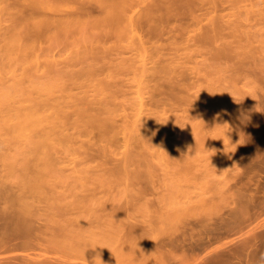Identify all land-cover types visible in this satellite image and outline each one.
Returning <instances> with one entry per match:
<instances>
[{"label":"rangeland","instance_id":"obj_1","mask_svg":"<svg viewBox=\"0 0 264 264\" xmlns=\"http://www.w3.org/2000/svg\"><path fill=\"white\" fill-rule=\"evenodd\" d=\"M32 1H34V0H0V88L3 89L9 85L15 84L16 82H21V84L23 85V87H22L23 91H21V90L16 91L18 88L16 90L12 91L14 97H16V96L26 97L28 95L32 96V97H37L39 95V93L36 91V88L34 87V85L33 84H32L33 86L31 85V82H34V81L43 82V83L45 82L46 86L47 85L52 86L53 89H55V92L52 95H57L60 93L62 87H64V84L67 85V82H68L65 79V77L62 79L60 78V77H63L62 72L64 73V71L65 72L70 71V69H72L71 71L76 70V69L79 70L78 68H81L83 66V64L86 66L87 63L89 65V63L94 61V60H92L93 58H91V60H90V57H89V60L87 59L86 62H83V64H82V62H80V63H76L75 65L71 64L72 65L71 66L70 63H68L67 57L71 58L74 55L79 54V52L81 54V51L84 52L86 50L84 48V44H86L87 42L85 41L84 44H82L83 42L77 41V39L79 37L84 36V34H83L84 32H81L78 30L75 31L74 34L73 33L70 34L71 36L68 37V42H65L64 44H62V46H59V47L56 46L55 49L51 48L47 51V49H48L47 46L49 43H51L49 32L54 28L52 27V29H51V27H48L49 29H47V28L34 29L32 26L34 23H37L40 19L44 18L43 17L44 12L47 14L46 16L52 14L50 16L53 17L54 16L52 13L53 11L50 12L51 8L50 9L46 8L47 10H44L45 8L41 9L42 6H40V7L36 6V5L34 6L32 4ZM81 1L80 0H47V2H49L48 4H50V6L52 8L58 7V8H61V10L64 12L63 13L60 10V13L62 12L61 14H59V13L55 14V17H57V18L58 17H60V18L67 17L66 9H70V7L72 5H79L78 3H80V2H81V4L85 3V4H82V5H85L84 10H82V12L83 11L85 12V13L83 12L84 14L81 15L82 18L86 19L87 16H85V15L88 13H89L88 18H89V16H92V15H93L92 17H95L96 14L98 15V13L100 15L101 12L98 8L94 9V8L90 7L91 5H93V6L97 5V0H88V1L87 0H81ZM148 1L150 3V1H152V0H140V1H138L137 3H139V4H137V8L135 7V10L143 8L145 6L147 7V5H149ZM171 1H173V0H171ZM174 1H176L177 4H179V2H180L177 0H174ZM183 1H185V0H183ZM224 1L225 0H223V4H220V7H219L220 9H216V10L214 9V11H216V12L212 11V14L210 13V15L208 14V16L204 15L203 18L205 19L208 17L207 18V21H208L209 18H213V17H210L211 15H213L214 18L217 16L218 20L221 22H222V20L224 21L228 17L230 20H233V21H235L236 19L237 20L240 19L241 22H243L242 25L245 24L246 26L249 25L250 22L252 24L253 21L258 20L259 21V23L257 22L258 25L255 24V27H252L253 29L252 28L251 29L252 30H258V31L261 30L259 32L264 31V27H262L264 25V23H262L263 22L262 21L261 22L262 24L259 25L260 24V20L258 19L259 13H257L259 11L264 13V8H263L264 1L263 0H261V1L260 0H258V1L257 0H255V1L254 0L253 1L248 0V2L246 0H241L240 3L243 4L245 7L243 5H241L240 3L239 4L237 3L239 0H237V2L234 3V5L230 1H229V3L227 2V0L225 1L226 3ZM185 2H184V4H186ZM253 2H254V4H253ZM192 3L193 2L191 0V5L188 3L186 5L192 6ZM257 3H259V4L257 5ZM170 4H172L173 6ZM175 4H176L175 2H173V3L169 2V5L172 6L171 8H176V11L174 10L176 13L179 9L183 10V8H185V7H182V9H181V7H179V9H178V7H176V6L174 7ZM184 4L182 3V6H185ZM190 6H189V8H190ZM87 8L90 9L89 12L87 11L88 10ZM189 8H187V6H186V8L184 9V13L186 14V16L189 15V11L191 10V9L189 10ZM236 8H237V13H235ZM91 9H94V10L91 11ZM186 9H188V12ZM238 9H239V13H238ZM96 10H98V11H96ZM219 10L220 11L222 10L221 11L222 14L221 13L219 14V12H220ZM174 11L172 9V14H171L172 17L171 18H174L173 20L177 21L178 27H179L178 21H180V25H181V23L184 22L185 14L183 13V11H182V13L180 12V14H182V15L184 14L183 15L184 19L182 18L183 20L182 19L177 20L175 18V16L177 14L174 13L175 14V16H174V14H173ZM197 11L199 13L202 12L199 9ZM197 11L194 10L193 11L194 14H197ZM252 11H254L257 14L253 15L255 13H253ZM90 12H92V13H90ZM232 12H233V14H232ZM250 12H251V14H250ZM214 13H215V15H214ZM246 13H248L249 17H246ZM90 14H92V15H90ZM180 14L178 12V15H177L178 19L180 17H182ZM219 15L221 16V18L218 17ZM251 15H253V16H251ZM232 16H234V17H232ZM255 16H257L258 18L257 17L254 18ZM187 17H189V16H187ZM190 17H191V15H190ZM217 18H215V19H217ZM244 18H247V19L252 18V19L250 21H247V19H244ZM187 19H185V22L187 24H189V26H191V24H194V26L192 25L193 27L192 26L189 27L188 31L191 28H195V25H196L195 30L192 29V31L191 30L190 31H191V33L195 32L198 35L200 34L199 33L200 31L203 32V31H205L206 28L209 29V27L207 26L206 23L209 22L208 25L209 26L212 25L210 23V21L206 22V19L205 20L202 19L201 23H204L203 26H206L202 30L201 27H203V26L201 25V23L199 25V22H197V24H198L197 25V24H195V22L191 23L192 21H189L191 23L190 24L187 22ZM220 19H222V20H220ZM229 19H228V21H229ZM253 19H255V20H253ZM15 20L20 21V25H19L20 30H24L26 23H28L26 26V29H25L26 33L24 34V36H25L24 37L25 38L24 43L25 44H24V46H21L22 47L21 50L11 49V45L9 43H7L5 46V43H6L5 38L7 36V31L12 26V22H14ZM173 20H171V21L173 22ZM189 20H191V19H189ZM211 20H213V19H211ZM171 21L169 23H171ZM175 21H174V23H176ZM233 21H232V23H233ZM156 22H159V23H156L154 25H157V24L161 25L160 20H158ZM165 22L168 23L167 21H165ZM221 22H218V24L224 25L225 22H227V21L223 22L224 24ZM151 23L153 24L154 22H151ZM162 23H164V21H162ZM166 23L163 24L165 26L163 28L164 29L163 35L159 34V35H161V37L159 36V38H161V39L157 40V38H156L155 41L157 40L159 42V40H160L161 44L162 43L164 44V42H166V45L169 46V44H167V41H168L167 39L170 40L169 42L173 41V40H171L172 39L171 35L168 36V34L170 33L169 28H171V32L173 30L172 29L173 27H175L174 30L175 29L177 30V31L173 30V32H175V34L174 33L172 34L174 36V38H175V35L178 34V32H179V28L177 27L176 24H175L176 26L175 25L173 26L174 23L173 24L171 23L172 25H170L169 23H168V25H166ZM186 23H184V24H186ZM227 24H228V22L226 23V25ZM154 25H151L150 26L151 29H149L150 31L152 30V32H151L152 34L155 30V29L153 30V28H156ZM163 25L160 27L162 28ZM169 25L171 27H168ZM226 25H224L225 27L223 28L224 29L223 33L224 32L225 33L224 34L222 33L223 35L219 33L218 39L217 40L215 39L216 42L214 40L212 41V43L215 42V43H213V45H208L209 44L208 42H206L207 44L203 45L204 47L207 45L205 48H203V46L202 47L199 46V44L198 45L195 44V46L193 44V47H192V45H189L188 49L191 46L190 50L194 49L197 51V49H198V53L195 52L194 50H191V51L195 52V55H194L193 53H191L190 50L187 49L186 50V51H188L187 55L188 54L189 55L191 54V55H190V58L187 61H185L186 64L187 63L188 64L185 65V63H184L185 67L183 68L185 71L191 73V74L186 73V76L189 75V77H191V78L189 80V78L187 77L188 79H186V82H184L187 87L191 88V90L189 89L190 91H188L189 93L187 92V94H189L188 97L191 100L193 99L192 101L191 100L190 101L191 102L194 101L195 103L197 102L198 104L196 103L197 104L196 106L200 105L202 102H204V103H202L201 105L210 104L211 101H214V103H217V104L220 102L219 104L222 106V108L219 104H218L219 107L213 106L214 107L213 108L212 107L213 102H212L210 104L211 106L209 105L210 107L208 105L206 106L209 108L212 107L211 108L212 110L211 109L209 110L210 112L208 114V118H206L207 115L204 116V114H203L204 117L203 116L201 117V115H198L197 112H195V110H197L196 109L197 107H195V104L188 102V100H189L188 99L186 102L187 104L183 103L185 105V108L186 109H187V107L191 108L194 105L191 108L192 110L195 109L194 111L189 109L190 114L193 113L191 116H193V118H194L195 117L194 114L195 115L197 114L196 117L199 116L200 120H201V118H203L204 124H206V125L203 124V126H207L206 127L207 129H205L206 131H204V127H202V125H200L199 127H196V124H194V123H196L195 121H197L199 119H197L198 117L197 118L195 117L194 121H193L194 123L191 124L192 121H190V124L193 126L185 127V130H187L188 128H190V129H188V131H185L184 134H182L184 132L182 130V128L184 129V127H182V126H183V122H186V123L189 122L187 120V118L184 116L185 114H186V116L189 114V113L188 114L186 113V112H188V109H187V111H186V109H183L184 108V105H183V108H182L183 110H181V108H180V109H175L174 110L175 112L170 111V112H172V114H171L172 116L174 115L173 113H175L174 117L179 116L178 114H180V117L182 116L181 118L180 117L177 119L175 118V121L176 120L179 122H180V120L182 121V126L181 127L179 126L180 128L175 123L174 124L172 123L177 128H179V129H177L175 127V129L177 131L174 128L171 129V130H173L172 131L173 135H171V136H173V139L178 140V138H179V140H180L182 137V136L179 137L180 135L177 136L176 132L179 134V131H180L181 135H185L187 132V134L184 137L185 139L182 138L183 142L185 141L184 143H186L185 145L182 144V141H180V143H179L178 142L179 140L176 142L172 138H171L172 140L170 139L171 142L174 144V146H176L175 143L176 144L178 143L179 147L181 146V148H182V146H184L186 149V148H188V145L193 143L194 140H195L194 141V145H195L198 142L196 140H199V138L204 139L203 138L204 136L202 134H204V133L209 134L210 133V135H209L210 137L207 135L210 139H208V137H205V138H207V140L204 139L206 144L203 142L204 140L201 141V145H203V146H204V144L206 145L203 148H207V149L202 150V148H201L202 146L200 145L201 146L200 147L197 143V145H198L197 150L199 149L200 151L201 150L202 151L201 152L197 151V153L199 154L198 155L199 159H198V157H196L197 161L195 160L194 164L192 166L189 165L193 168L196 167L195 170H193V168L191 169L188 167L189 170L187 171L186 174H190V175L184 174L186 172V170L184 171L182 169L184 171L183 173L181 171H179V172H181V174L185 175L184 177H187V178H184L183 175H182L183 178L182 177L180 178L179 176L181 174L179 175V172L176 169H173V170H175L173 172L175 173L177 171L178 173L176 172L177 174L176 173L175 174L177 176L179 175L178 176L179 178L177 176H176V178H175V176L171 177V178H167V176L169 175L168 174L169 173L168 168L172 167V166L170 164L167 165L164 162V160H162L164 163V165H162L164 167V169L166 166H169L168 168L166 167V169H165V170H167V174H168V175H166V174H164L166 172H165V170H163V167L161 166V164H159V162L157 164V162H156L157 166L155 165V167H154L155 168L154 173L156 172L155 174L157 175V177L152 178L154 181H152V179H151L150 183L152 184V187H151L150 183L149 184L147 183L149 185L148 187L150 189V190L148 189L149 190V191H147L148 195H146V197H147L146 200L149 201L148 209H145L143 206L144 199H141L140 201L138 199H134V198L131 199V197L129 196V192H130L131 188L133 189V187L135 190L137 187H138V189H140V186L142 188L144 186V184H142V183L144 181L147 182L148 181L147 179H149V178H146V179L145 178H139V180L144 179V181L140 180L142 183L139 182V180H137L138 178L136 179L137 181L134 178L133 180H135L136 182L134 181L133 183L136 184V188L133 185H131V188H130L129 187L130 185H129V186H127L128 190L126 189V185H128L129 183L127 184L126 180L123 178L121 179V178H118L116 176L110 177V178H102V177L99 178L101 176V172L99 173V171L104 172L108 169L110 170V168H114V167H111V165L114 166L112 162H114V164H116L115 163L116 160L108 162V164H105V165H108V166H106V168H108V169H105L104 171L101 169L102 166H101V168L99 166L100 170L98 168H96L98 170V171H96V172H98L97 175L100 174L99 177L96 174H93L94 172H89L86 174H88V175H90L91 173L92 174L90 175V177L88 176V178H85V175L81 172V170H82V167H85L86 164L84 165L79 160H80V157H82L83 153L85 154L84 151H85V149H87V147L78 148L80 141L77 142L78 146L76 145V143H74L75 145H73L71 143V145H73L72 149H74V151L70 150L69 148L68 149L65 148V150H63L65 146H63L62 149H59V150L64 151V152H61V153H63L61 156H62V158L63 157L64 158L63 159L60 158L61 157V156H59L60 152H59V155L57 153L55 154V155H58L59 157L58 156L57 157L60 158L61 160L59 159V161H56V163H53L52 167L54 168V170H53V172H51L49 174L48 178H45V182H43L41 184V188H39L38 193H37V190H36V192H35V190H34V192H32L33 190H30L28 188L23 189V182L26 179L33 180L35 178H19L16 176V175H18L17 173H19V170L18 171L16 170L15 173H14V171H12V174H10L11 170L8 167V164L6 163L7 160L5 159V157L6 156L11 157L12 156L15 158V156H16V159H18L17 161H19L21 158H23V155H24L23 151L26 150L25 144L24 143H17V141L16 142L12 141L7 136L8 139H6L3 142V146L0 148V214L2 215V216L0 215L1 216L0 217V225L3 224V228L6 229L7 231H4L1 226H0V228H1L0 231L2 230L1 233H3V231H4V235L7 237V235H9V234H5V232L8 233V231L11 229L9 231V233L13 232L12 235L15 236V238H16V239L14 238L15 240L21 238V236L23 235V234L21 235V232L24 233V232L28 231L27 234L28 233H29V235L31 234L32 238L36 239V240H33V243H34V241H37L34 243V244H36V248L34 250H31L32 254L30 251H26L25 254H27V252H30V254L29 253H28L29 255L23 254V256L25 258L21 255L22 257L21 256L19 257L21 261H22L21 258H23V260H25L26 258L28 260H31L33 258H36L37 256H40V258L44 257V259H47L48 261L53 260L55 262V260H56V263L60 262V264H78V263L79 264H82V263L83 264H91V262H90L91 260L94 261V262L92 261V264H102L103 262H105V264H144V263H146V262H144V260L147 261V259L145 258V256H143V253H142V255H140L139 252L141 251V249H138L139 251H137V248H135L137 246H134V248H133V247H131V245L128 244L129 241L124 240L128 237V235H129L128 233L133 232V234L131 235L132 238L130 239V241L133 240L132 242H135L133 244H143L141 242H143V240H145V237H142V236H144V235L147 236L150 234L159 236L161 234L162 230H164L165 228H168L170 221L167 219L165 220V217L167 215H169L168 212H176V210L178 212L180 209L182 210V209L187 208L189 210L190 214H188V216H184L185 218L182 217L185 220L182 219V221H180V222L177 221L178 224H176V222H175L174 227H179V229L181 231L187 230L189 232L190 231L195 232V231H199L201 229H202L201 231L205 230L206 234L208 232L210 234L209 237L206 239L205 243H207L209 241H211L213 244H227V243H229L234 248V249L232 248L233 252L231 253V256L234 258L235 261L242 263V264H252L253 261H255L256 262L255 264H257L258 257L260 256L261 253H264V71H262V70H264L263 69L264 68V65H263L264 60L262 57V56H264V54H263V52H261V51H264V50H262L264 47L258 46L259 42H257V41H261V43H264V42H262V40H261L262 38H259V39L256 38L255 40L251 41L254 44H256V46H258L259 49H261L259 51L257 50L258 47H257V49H255V46L252 47L253 43H251V42H249V44L246 46V48H248V50H249L248 51L246 49L247 50L246 53L250 52V51L253 52V50H251L253 48L256 50L253 53L255 55L257 54L256 55L257 58H260V59L255 58L256 60H253V58H251V57H250L251 59L247 58L245 61H249L248 59H250L251 60V62L249 61L250 64L252 65V62H253V64H255L252 66H249V65L247 66L245 64H247L249 62L243 63V62H241L243 60L242 59L240 60L241 57L237 56L238 57V59H237L234 55L235 52L231 53V52H233L234 48H231V47H229V45H227L229 48L228 49L225 46L226 43L224 45V42L229 43L228 41H223L225 38H226V40H229L230 42H235L234 38L236 37V35H239V33H238L239 30L236 31V33H234V32H232L233 29L232 30L230 29L229 24H228L229 27ZM146 26L147 25H145V27ZM184 26L186 27V25H183V23H182V25L180 27L182 29H184L185 28ZM257 26H258V28H257ZM150 27H148V28H150ZM167 27H168V31H169L168 33L166 32ZM197 27H199V28H197ZM222 27L223 26H220V28H222ZM226 27H228V28H226ZM241 27H239V28H241ZM260 27H262V28L259 29ZM140 28H137V30L139 31V33H138L139 36L143 35V36H145V37H143L145 39L147 37V34H148V36L151 35V34H149V32L145 33L149 30H146L144 32L143 31L144 27H143V29L141 28V30H140ZM187 28H185V29H187ZM40 29H43V30L40 31ZM145 29H147V27ZM157 29H156L157 33L158 32L160 33V31H161V30L159 31L160 28H157ZM228 29H229V31H228ZM241 29L243 30V27ZM87 31L88 30L86 28L85 32H87ZM188 31L185 33V35H184V33L180 34V32H179V34L181 35V38L179 37L180 36L179 34L176 35V38L178 37L177 39L180 40L184 36L183 40L185 41L186 36L191 35L190 31L189 32ZM52 32L54 33V30H52ZM52 32H50V33L53 34ZM162 32H163V30H162ZM220 32H222V29ZM229 32H230V34H228V35H230V36H228V35L226 36L225 34H227ZM47 34H48V36H47ZM86 34H88V32ZM197 34H195V35H197ZM234 34H236V35H234ZM231 35H232V37L234 35V37L231 38ZM262 35L264 36V33ZM153 36L158 37V35L156 36V32H154V34L152 35V38H154ZM220 36H222V37H220ZM47 37H49L50 41L48 40ZM133 37L134 36L131 37V34L128 33V31H127L126 34L124 32V33H121L117 37L113 36V37H111V39L109 38L110 42L108 40V46L113 44L114 45L113 47H115V49L112 48L114 50L110 51V53H109L110 55L106 54L107 57L105 55L104 58L106 57V60H107V59H110L108 57H112L111 58L112 60L113 59L116 60V62H115V60L114 61L110 60L111 61L110 66L117 64V62L121 61V58L128 57L130 54H131L130 56H134L135 59L140 58L142 60V58H143V57H141L142 54H143V56L146 55L149 58V57H151V56H149V55H151V53L148 54L150 51L151 52L158 51V49L156 47H155L156 48L155 49L154 47L150 46V45H152L151 43L150 44L147 43L146 48L140 49V52L136 51L134 49L131 50V48L127 44H130V46H131V43H132L131 40ZM223 37H225V38H223ZM228 37H230L231 40L227 39ZM259 37H262V36H259ZM137 38H138V35H137ZM236 38L238 39V36ZM134 39L136 40V38H134ZM177 39H176V41H177ZM135 40H133V43L134 42L136 43ZM180 41H181V44L185 43L182 40H180ZM174 42H175V39H174ZM257 43H258V45H257ZM106 44L107 43H105V45ZM154 44L157 46L161 45V44L158 45L155 42H154ZM40 46H43L44 48L42 47L43 49H40L39 48ZM50 46H49V48H50ZM224 46H225V48H223ZM131 47H133V46H131ZM215 47H216V49L220 50L221 52L223 51L222 53L226 52L227 49L228 50L232 49V51H229L230 53H228V51H227V53L230 55L233 54L234 58L232 56L231 58H233V59L230 60V58L227 56V54H222L221 52H220L221 54H219L218 50L216 52ZM152 48H154L155 50L153 51ZM146 49H148V50H146ZM159 49L162 50V48H159ZM163 49H164V52H165V50H167V48L165 49V47H163ZM181 50L184 52V49H181ZM235 50H237V49L235 48ZM238 50L242 51L244 49L239 47ZM106 51H109V50L107 49ZM120 51H121V53H120ZM123 51H124V53H122ZM131 51H132V53H131ZM145 51L146 52L148 51V52L146 53ZM257 51L260 52V54H262V55H260V57H259V55H258L259 53ZM136 52L137 53L139 52L138 54H141V55H138L139 58L136 57L137 56ZM251 52L249 53V55L251 54ZM88 53H89V55L91 54V52H88ZM88 53H87V55H88ZM119 53H120V55H119ZM134 53L136 56L134 55ZM185 53L183 54V56L186 55ZM111 54H112V56H111ZM115 54H117L119 56L116 57ZM157 54H155L156 57H157ZM213 54L214 55L219 54L218 57L220 58V60L218 59V57H214ZM222 55H224V56L226 55L225 57H227V58L223 59L225 57ZM191 56H192V59H191ZM188 57H186V59ZM212 57H214V60ZM148 58H147V61H150V59H148ZM145 59H146V57H145ZM155 59H157V58H155ZM234 59H235V61H234ZM60 60L62 61V63L60 62ZM215 60H217L216 63H214ZM228 60H230V61H228ZM237 60H239L241 63H243L242 67H243V65L247 66V67L242 68L241 65L239 64L240 62L239 61L237 62ZM110 61H108V62L110 63ZM254 61L257 63H254ZM113 62L115 64H113ZM139 62H141V61H138V63H136V64L139 65L140 64ZM219 62H220V65H218ZM235 63L238 66L240 65L239 66L240 71L242 70L243 72H241V74L242 73L243 74L240 75V71L237 69L235 75L237 74L242 78H240L239 76L236 75L237 77L234 76L233 79L231 80L230 79L231 75H232L233 71L236 70V69H231V68L232 67L234 68L235 66L237 67V65ZM154 64L155 63H153V65ZM210 64H211V66H210ZM149 65H152L151 62L149 63ZM191 65L192 66L197 65L194 67L195 70H193V73H192V69H194V68L192 67V69H190ZM215 65H216V68H215ZM224 65H225L226 72H228V74L230 76L225 71H223L222 66L224 67ZM196 67L199 69V71H197L198 69H196ZM212 67L215 69H213ZM226 67H230L229 68L230 71H228V68H226ZM60 68H61V70H59ZM131 68H133V69H131ZM131 68L130 69H131L132 76L134 77V79H136L135 74H134L135 68L134 67H131ZM206 68L209 70V74L210 75L212 74L211 76L208 75V70ZM209 68L212 70H210ZM244 69H246L247 71ZM132 70H133V72H132ZM137 70H136V72H137ZM190 70H191V72H190ZM214 71H216V72L220 71L221 74H220V72H217L218 73L217 74ZM129 73L127 76H128V78L132 79L130 82V84L131 83L132 84H131V86L129 84V86H130L129 90L130 91L127 90L128 87L126 88V90L129 91L128 93H126L129 97L125 94L126 95L125 98L126 99L129 98V99H127V101H125L126 104H128L127 105L128 107L137 97H139V96H146L147 97V95L149 96V93H145L147 91V89H146V91H144V88H142L143 90L139 89V86H137V80L133 81V77H129L131 75V73L130 74ZM205 73H206V75H205ZM213 74L217 78L216 77L214 78ZM215 74H217V75H215ZM225 74H226V76L227 75L229 76V80H231V81H233L235 78L240 80V81H238V80L236 81L238 86L233 87V86H235V83L234 82L232 83L229 80H226L227 78L224 76ZM245 74L247 75L246 78H245ZM137 75H139V71L136 74V76ZM219 75L222 76V78L218 77ZM243 75H244V77H243ZM204 76H207L205 80H204V78H205ZM209 76L211 77V80H208L210 78ZM197 77H200V78H198V80H196ZM193 80H195V81H193ZM214 80L216 82L217 81H219V82L216 83V82H214ZM192 81L195 83L197 81L199 84L196 83L195 84L196 87H193V84H191ZM208 81H209L208 84L212 85V82H213V85L212 86L208 85L207 84ZM224 81L225 82L227 81L226 83L230 87L227 86V84H225ZM201 82H202V84L204 82L205 83L202 85ZM221 82L224 83L225 86L229 87L228 88L229 90L227 88L225 89V86L223 84L222 85L220 84ZM197 84L200 86L199 89H198ZM215 84H216V86H215L216 89L213 88V86ZM247 84L248 85L250 84V85L248 86ZM205 85H207L206 86L207 89H205L206 88ZM221 87L222 88L224 87V90L221 89ZM231 87H232V89H231ZM238 87L242 88V89H239V92H237ZM253 87L255 88L254 90L252 89ZM209 88L214 89V91H216V92L218 91V94H216V92H213L212 90L210 91ZM201 89L203 91L204 90H207V91L203 92ZM233 89H235V90H233ZM71 90L76 91V89H71ZM221 90H223V91H221ZM194 91L196 94L193 93ZM200 91H201V93L203 92V94L199 93ZM197 92L199 94H197ZM223 92L224 93L228 92L229 96L224 95ZM91 94H92V91H91ZM190 94H193V96L191 97ZM194 94L198 95L199 97L204 95L205 97L202 96L201 100H200L199 98H197L198 96H194ZM206 94H210L212 97L210 98V95H206ZM213 95L215 98L213 97ZM219 95H221L220 99H219ZM232 95H234V96L232 97ZM239 95H241V96H239ZM160 96L161 95H158V97H160ZM225 96L227 98L231 97L229 102H228L229 98L224 99L225 101L222 102V100H223L222 97L224 98ZM146 97H144V98H146ZM216 97H217V99H216ZM202 98L204 99V101H202L203 100ZM131 100H132V102H131ZM253 102L256 103V107L254 106L255 103L253 104ZM135 103H136V101H135ZM221 103H223V104L225 103L224 106H226L225 108L227 110H228V108L230 109L227 111V113H226V109L224 110V108H223L224 106ZM230 103H232V105H230ZM244 103L245 104L247 103L249 105L247 106V104H246V106H245ZM217 104H215V105H217ZM237 104L239 105V107H237ZM201 105L198 109L201 108ZM227 105H228V107H227ZM234 106L237 109V111L235 108H233ZM216 107L218 109H216ZM231 108H232V110H231ZM127 109L129 111L130 108H127ZM215 109H216V111L217 110L218 111L215 112ZM219 111H221V112H219ZM222 111H224L225 113L224 112L222 113ZM233 111L236 113V115ZM214 112H215L216 118L214 117ZM167 113L169 114V111ZM212 114H213V116H212ZM217 114L221 115L222 120L223 119L226 120V118H228L227 119L228 121L233 122V123L232 122L231 123L234 126L231 124V127L232 126L235 127V128H233L234 131L232 130L233 133H231V128H228L230 131H229V134H227V133L226 134L229 135V137L227 136L228 140L226 139L227 137H225V139H226V140L224 139L226 141L225 144H224V141H221V140L219 141V139H220L219 133L220 134H222V133L219 132L220 130H218V127L214 128V126H213V125H216L214 123L216 121L213 118L217 119V122L219 121L218 120L219 116ZM222 114L224 115V118H223ZM225 114H229L228 117L225 116ZM191 116L189 115L188 119H190ZM210 116L213 117V118L211 117V120H214L213 123H212V121H211V123L209 122ZM229 116H231L233 119L231 118L232 119L231 120ZM183 117H185L186 119ZM205 120H208V121L205 122ZM208 122L210 123V125ZM228 123H229V125H228ZM228 123H225L228 125L227 127L230 126V122H228ZM208 125H209V127H208ZM188 126H189V124H188ZM193 127H195V131L191 130ZM208 128H210L209 131H211V128H212V131L209 132ZM180 129L182 130V132ZM196 130H197V132H196ZM213 131H215V138L211 137L212 136L211 134H213V136H214ZM66 132L68 133L69 129ZM189 132H190V134H189ZM223 132H224V130H223ZM196 133L202 137H200V136L198 137ZM116 134L119 135V137L118 138L116 137L117 139L115 138L116 140L115 139L114 140L117 141L118 143L123 142L124 139H123L122 135H124V134L121 132L120 133L117 132ZM193 134H194V136H193ZM91 135H93V134H91ZM223 135H225V133ZM223 135H221V136L223 137ZM218 136H219V139L217 138ZM191 137L194 138L193 141L191 140ZM212 138L214 140L213 143H215V144L218 143L217 145L214 144L215 146H218L217 148H214V145L209 144L208 140L211 141ZM23 140L24 139H21L20 142ZM168 140H167V142H170V140L169 141ZM187 140H189V141H187ZM110 141L113 142V143H111V146L114 149V151H116L118 149V152H119V151H122L124 149V148H121V147H123V145H121L120 143L119 144L121 146L119 145V146H117L119 148H117L116 146H114L115 141L109 140V143H110ZM186 141L189 143L191 142V143L188 144ZM228 141L230 142V144ZM72 142H73V140H72ZM207 142H208V147L210 146V149H208V147H207ZM219 142H221V143H219ZM199 144H200V141H199ZM222 144L226 145V146L228 145L231 148L229 153H225L227 150L224 149ZM115 145H116V143H115ZM192 145L193 144H191L189 150L190 151L192 150L191 151L192 155L194 153H195L194 155H196L197 154L196 149H195L196 145L194 146L195 151H193ZM66 146L71 148L70 143L66 144ZM84 146H86V145H84ZM88 146H90V145H88ZM95 146L96 145H94V147L93 146H91V147H93V149H95ZM211 146L213 148H211ZM74 147L78 148V149L76 148L77 152L82 151L81 152L82 154H80V156L77 152H75L76 150ZM229 147H228V151H229ZM96 148H97V146H96ZM120 148H121V150H120ZM93 149H92V151H93ZM89 151H90V149H89ZM94 151L96 152V150H94ZM1 154H3V156H1ZM77 155L79 156V157H76L78 159V161H76L77 159L75 158V156H77ZM117 155H119L120 157L122 156V154L119 153V154L114 155V157L115 158L119 157ZM194 155H193V158L190 156L189 159L190 158L194 159ZM229 157H231V158H229ZM192 159H190V161ZM81 160H82V158H81ZM94 160H96V162ZM171 160L172 159H170L169 161L171 162ZM75 161H76V164H77V162H78V164H80L79 162H81L83 165L82 164L76 165ZM88 161H89V159H88ZM92 161L93 162H91V160L89 162L85 161L84 163L88 164L86 166H89L91 164L89 167H92V168L94 167V164L96 166V163L99 165L101 164L100 163L101 160L99 159V157L97 155L94 157V159H92ZM171 163H174V161ZM191 163H193V162L191 161L190 164ZM54 164L57 165L56 168H55ZM194 165H196V166H194ZM17 167H19L18 163H17L16 168ZM156 168H158V170ZM76 169H77V171H76ZM93 169L95 170V168H93ZM13 170H15V169H13ZM89 170H90V168H89ZM162 170L164 171L163 176H162V172H163ZM171 171H172V169H171ZM191 172H193V173L195 172V173L193 174ZM81 173L83 174L82 175L83 177L80 176ZM102 174H104V173H102ZM158 175H159V177H158ZM164 175H165V177H164ZM172 183H174L176 185H173ZM147 184L145 183L146 186H147ZM154 186H155V188H153ZM21 189H22V193L26 192V193L22 194L23 196H21V192H20ZM153 189H154V191H153ZM168 189H169V191H171L172 195H165V193H169ZM23 190H24V192H23ZM220 190L223 191V193H221ZM19 193H20V195H19ZM219 193H221L223 195H221ZM4 195H6V197H4ZM138 195H139L138 193H135V196H138ZM135 196H133V197H135ZM162 196H164L165 199ZM168 196H173V199L169 198ZM169 200H172V201L170 202ZM129 201H130V203H129ZM6 211H8V212H6ZM27 213H28V215H26ZM128 213H144L146 215L153 216V221L149 225L142 224L139 226H132L131 225L132 222L130 221V216L128 215ZM23 214H25V215H23ZM131 220H134V219L131 218ZM85 223L86 224L88 223V224L86 225ZM7 224H8V226H6ZM4 225L7 228H5ZM91 225H93V226H91ZM84 226L85 227L87 226V228L89 226L90 231H92V232H89V228L87 229ZM82 227L85 228L86 231H84V229ZM79 228H81V229H79ZM80 230H81V233H80ZM87 230H88V232H87ZM82 231H83V237L86 239V240H83L82 243L85 242L87 244V241H89V240H87V238L91 239V238L85 236L87 233H89V235H90V233L94 234V235H95V233H97V236H95L96 238H99L102 234H103V236L106 235V237H108V238L105 240H101L102 239L101 238L100 239L101 242L99 240L100 246H99V242L97 240L98 243L97 242L96 243H97L98 248L96 249L97 251H95V250H92V247H93V249H95L96 245H91V248H90V247L86 246L84 243H83L84 247L81 244L80 238L83 239V237H81ZM77 233L78 234L80 233L79 234L80 236ZM98 233H100V236ZM24 235H26V234H24ZM89 235L87 234V236H89ZM112 235H116L118 238H115V237L112 238ZM23 236H22V238H23ZM25 237L27 239L30 238L29 236L27 237V235ZM25 237H24V240H25ZM92 237H93L92 238L93 241H91V240L90 241L93 243L95 241L94 240L95 237L94 236H92ZM15 240H14V243H16L17 246L18 245L21 246L22 242H24L22 239L17 240V242ZM103 241H104V243H103ZM18 242H19V244H18ZM26 242H28V240ZM26 242H25V244H26ZM89 244H87V245H89ZM117 244H122L118 248L123 247V249L125 248V250L120 249L119 251H117L118 248L117 249L115 248L116 246H118ZM127 244L129 245V247ZM4 245H6V244H3V246ZM101 246H102V248H99ZM1 247H2V245H1ZM19 248H22V246ZM114 248H115V250H113ZM98 249H99V252H100V249L103 251H101L99 253ZM86 250H87V252H88V250L90 252L87 253ZM236 250H237V252H236ZM93 251L96 253H94ZM92 253H94V254L91 255V257H89L90 254H92ZM178 253L180 254V252H178ZM2 254H1V256H2ZM7 254H9V253H7ZM95 254H97V255L99 254L100 257L96 256ZM9 255H11V254H9ZM4 256H5V254H4ZM92 256L95 259H93ZM7 257H4V258L8 259ZM13 257L15 258L16 256H13ZM97 257H98V259H97ZM95 261H96V263H95Z\"/></svg>","mask_w":264,"mask_h":264},{"label":"bare ground","instance_id":"obj_2","mask_svg":"<svg viewBox=\"0 0 264 264\" xmlns=\"http://www.w3.org/2000/svg\"><path fill=\"white\" fill-rule=\"evenodd\" d=\"M138 1H140V0H138ZM138 1L137 0L136 1L135 0H97V5L93 6V5L90 4L91 5L90 7L94 8V9L98 8L100 10V12H101L100 15L98 13L99 16L96 14L95 17H92L93 15L90 14L92 16H89V18H88V15H89L88 12H89L90 9L87 8L88 9L87 10L88 14L85 15V16H87V18L85 17L86 19L82 18V16H81V15H83L85 13L84 11H83L84 13L82 12V10H84V7H85V5H82V4H85V3L81 4L82 1L80 3H78L79 5H72L70 7V9H66L67 17H64V18L55 17V14H58V13L61 14L63 11L61 10V8H58V7L52 8L50 6V4H48L49 2H47V0H34V1H32V4L34 6L35 5L39 6V7L42 6L41 9L45 8L44 10H47L46 8H48V9L51 8L50 12L53 11L52 12L53 15H54L53 17L50 16L52 14L46 16L47 14L44 12V16H43L44 18L42 17L43 19H40L37 23H34L33 26H32L34 29H39V28H43V29L47 28V29H49L48 27H51V29H52V27L54 28V29H52V30H54V33L52 32V30L50 31L53 34H51L49 32L51 41L49 40V37H47L48 40L51 42L47 46L48 47L47 51L49 49H51V48L55 49L56 46L57 47L62 46V44H64L65 42H68V37L71 36L70 34L71 33L74 34L75 31L78 30V31L84 32L83 33L84 36L83 37H79L77 39V41L78 42L79 41L83 42L82 44H84V42L86 41L87 43L84 44V48L86 50L85 51L83 50L84 52L81 51V54L79 52V54H76V55H74L71 58L67 57L68 58V63H70V65L71 64L75 65L76 63L82 62V64H83V62H86L87 59L89 60V57H90V60H91V58H93L92 60H94V61L89 63V65L87 63L86 66L83 64V66L81 68H78L79 70L76 69V70L71 71L72 69H70V71H66V72L64 71V73L62 72V76L63 77H60V78L62 79V78L65 77V79L68 82H67V85L64 84V87H62L60 93L57 94V95H52L55 92V89H53L52 86H50V85L46 86L45 82L43 83V82H38V81L31 82V85L33 84L34 87L36 88V91L39 93V95L37 97H32V96H29V95L26 96V97H20V96L14 97L12 91L16 90L17 88L18 89L20 88V89L19 90L17 89L16 91H20V90L23 91V88H22L23 85L21 84V82H16L15 84L9 85V86H7L6 88H3V89L0 88V148L3 146V142L6 139H8L7 136L12 141H15V142L17 141V143H24L25 144V148H26V150H24V151L22 150L24 155H23V158H21L19 161H17L18 159H16V156H15V158L12 157V156L11 157H7V156L5 157V159L8 162L6 160L5 161L8 164V167L11 170L10 174H12V171H14V173H15L16 170L17 171L19 170V173H17L18 175H16L17 177H19V178H35L33 180L26 179L23 182V189L24 188L25 189L28 188L30 190H33L32 192H34V190L36 192V190H37V193H38L39 188H41V184L43 182H45V178H48L49 174L51 172H53V170H54V168L52 167L53 163H56V161H59L60 158L61 159L64 158V157L62 158V156H61L63 154L61 152H64V151L59 150V149H62L63 146H65L63 150H65V148L66 149L69 148L70 150L74 151V149H72L73 145H75L74 143H76V145H77V142H79V141H80L79 146L77 145L78 148L87 147V149H85V151H84L85 154L83 153V155H82V157H80L79 161H81L84 165L85 164L88 165L87 163H84V162L85 161L89 162L90 160H91V162H93L92 159H94V157L96 155L101 160V162L99 161L101 163L100 165L96 163V166L98 165L97 167L94 164L93 168H95V170L92 167H89L91 164L89 166L85 165V167H82L81 172L85 175V178H88V176L90 177V175L92 174L91 173L90 175H88L86 173L94 172L93 174L97 175L98 172H96V171H98V170L96 168H98L100 170V168L102 166L101 169L104 171L105 169H108V168H106V166H108V165H105V164H108V162L116 160V162H115L116 164H114V162H112L114 166L111 165V167H114V168H110V170L108 169V170H106L104 172L99 171V173L101 172V176L99 177L100 174L97 175V176L99 178H101V177L102 178H110V177H114V176H116L118 178H121V179L123 178V179L126 180L127 184L129 183L128 185H126V189L127 190H128L127 186H129V185H130L129 186L130 188H131V185L135 186V188H136V184H134L133 182L137 178H138L137 180H139V178H145V179L149 178V179H147L148 180L147 182H145L144 179H140V180L144 181L146 184L147 183L149 184L153 177L154 178L157 177V175L155 174L156 172L154 173V169H155L154 167L156 165V162H157V164L159 162V164H161V166L164 165L162 160H164V162L167 165L170 164L172 167L166 166L167 168L169 167L168 168L169 169V173H168L169 175L167 174V170H165L166 167L164 169V167L162 166L163 170H165V172H166V173H164V171L162 170L163 171L162 172V176H163V173H164V174L168 175L167 178H171V177H174V176L176 178V176H177L176 174L179 171H181L183 173L186 170V172L184 173V174H186L187 171L189 170L188 167L191 168V169L193 168L191 166L194 164V161L196 160V157H198V159H199V156H198L199 154L197 153V151L199 152L200 150L199 149L197 150V146L198 145L200 146L201 145V141H203L204 139L207 140V138H205V137H208L210 135V133L209 134L208 133H204L206 135L205 136L204 134H202L204 136L203 137L204 139L199 138V140H196V141H198L197 142L198 145H197V143L195 144L196 145L195 149H196V153L197 154L196 155H194L195 153L193 154L194 155V159H192L193 158V155H192V152H191L192 150L191 151L189 150L191 144H193L192 145L193 146V151H195L194 150V146H195L194 145V141L195 140L193 141V139H194L193 137H191V140L193 141V143L190 142L191 143L190 144L189 142H187L189 140L186 141L188 144H190V145L187 144L188 145V148H186L187 150L185 149L184 146H182V148H181V146L179 147L178 143L176 144L175 142L174 143H175L176 146H174V144L171 142V140L173 139V136H171V135H173L172 134L173 130H171V129L172 128L175 129V127H176L173 124L175 123L178 127L179 126L181 127L182 126V121L180 120V122H179V121L176 120L177 121L176 122L175 118L176 119L179 118L180 114L177 113L179 116L174 117L175 113H173L174 115L172 116L171 115L172 112H170V111L175 112L174 111L175 109H180V108H181V110L186 109L185 105L183 103H186L188 99H189L188 102H191L193 100V99L191 100L188 97L189 94H187V92L190 91L191 88L187 87L186 84L184 83V82H186V79L189 78V80H190V78H191V77H189V75L186 76V73H189V72H187V71H185L183 69L185 67V65L188 64V63L186 64L185 61H187L190 58V55H191V54L187 55L188 51H186V50L188 49V46L192 45V47H193V44H194V46H195V44H197V45L199 44V46L202 47L203 45L207 44L206 42L209 43L208 45H213V43L216 42L215 39L216 40L218 39L219 33L220 34L223 33V30H224L223 28L225 27L224 25H226V23L228 22V24L230 26V29L231 30L233 29L232 32L236 33V31L239 30V32H238L239 35L234 34V35H236V37L238 36V39L235 37L234 38L235 42H230L229 40H226V38H225L228 34H230V32L225 34L226 36L223 37V38H225L223 41H228L229 43L224 42V45L226 43V45H225L226 48H228L227 45H229V47H231V48H234L233 52H231V53L235 52L234 55H235V57L237 59H238V57H241L240 60L241 59L243 60L241 62L247 63L249 61L251 62V60H250L251 58H253V60H256L255 58H257L256 57L257 54L255 55L253 52L256 51L255 49H257L258 46L264 47V43H261V41H257L256 40L257 42H259V45L257 43L258 46H256V44L251 42L252 40H255L256 38H258V39L262 38L261 40H262V42H264V36L262 35L264 33V31L263 32H259L261 30H259V31L258 30H252L253 29L252 27H255V24L258 25V23H259L258 20L253 21L252 24L250 22V24L246 26L245 24L242 25L243 22H241L240 19L239 20H237V19L235 20L234 19L235 21L230 20L229 17H228L229 15L227 16L228 18L225 19L224 21L222 20L224 17L222 19H220V20H222V22L218 20L217 16L215 17L217 19H215L214 16L211 15L210 17H213V18H209V20H208L212 24L211 26L208 25V23H209L207 21L208 17L205 18L206 22H208V23H206L204 21L207 24V26L209 27V29L206 28L205 31H203V32L200 31L199 35L197 33H195V32L191 33L192 29L195 30V28H196V25H195V28H191L190 29L191 31L189 30L191 35L186 36L185 41L183 40L184 36L182 35L183 37L180 40H182L185 43L182 42L183 44H181V41L177 39L178 37L176 38V35H178L179 32H180V34L184 33V35H185V33L188 31L189 27H191L192 25L194 26V24H191V23L195 22V24H197V22H199V25H200L201 20L204 19L203 18L204 15L208 16V14L209 15H210V13L212 14V11H214V9L215 10L216 9H220L219 7H220V4H223V0H192V2H193L192 6H190L191 5V0H185L186 2L183 1V0H182L183 2L181 0H177V1H180L179 4H177V2L174 1V0L173 1H171V0H154L153 1L152 0L153 2L150 1V3L148 1L149 5H147V7L146 6L143 7L144 9L140 8V9H136L135 10V7L137 8V4H139V3H137ZM229 1L232 2L233 5H234V3L237 2V0H227L228 3H229ZM246 1L248 2V0H246ZM169 2H171V3L175 2L176 4L174 5V7L176 6V7H178V9H179V7H181V9H182V7L186 8V6H187V8H189V6H190L189 10L190 9L191 10L189 11V15H187V16L190 17V15H191V17L189 18V17L186 16V14L184 13V9L185 8H183V10L179 9L180 11L178 10L177 13H176L175 12L176 8H171L173 5L170 4V5H172V6H170ZM181 2L183 4L185 2L186 4L188 3L190 5L184 4L185 6H182ZM240 2H241V0H239L237 3L239 4ZM253 4H254V2H253ZM258 4L259 3H257V5ZM241 5H243V4H241ZM263 8H264V6H263ZM94 9H91V11L94 10ZM172 9H173V11L175 10L173 12V14L176 13L177 15H178V12L180 14V12L182 13V11H183V13L185 14V19L188 18L187 22L190 23L189 21H192L190 23L191 26H189V24H187L185 22V19H184V16H183L184 14L183 15L180 14L182 17H180L179 19L177 18V15L175 16V14H174V16H175V18L177 20H180V19L183 18L184 22H182V23H183V25H186V27L184 26L185 28H187V27L188 28L187 29H185V28L182 29L180 27L182 25V23L180 25V21H178L179 22V27H178L177 21L173 20L174 18H171L172 17L171 16ZM198 9L200 11H202V12L199 13L197 11ZM239 9H238V13H239ZM60 10L62 11L61 13H60ZM186 10L188 12V9H186ZM194 10L197 11V14H194V12H193ZM235 10H236V12L235 11L234 12L237 13V8ZM96 11H98V10H96ZM221 11L219 12V14L220 13L222 14ZM214 12H216V11H214ZM252 12L255 13L254 11H252ZM90 13H92V12H90ZM257 13H259V15H258L259 18L257 16H255L254 18L257 17L260 20V24L259 25H261L262 23H264V13L261 12V11H259ZM257 13H255L253 15H256ZM232 14H233V12H232ZM250 14H251V12H250ZM214 15H215V13H214ZM253 15H251V16H253ZM218 17L221 18L220 15ZM232 17H234V16H232ZM246 17H249L248 13H246ZM252 18H250V19L248 18L249 20L247 18H244V19H247V21H250ZM189 19H191V20H189ZM211 19H213V20H211ZM228 19H229V21H228ZM158 20H160L161 25H158V24L154 25L156 23H159V22H156ZM171 20H173V22ZM253 20H255V19H253ZM162 21H164V23H162ZM165 21H167L168 23L171 21L172 24L175 21L176 23H174L173 26L176 24L177 27L179 28V32H178V34L175 35V38L172 35L173 33L175 34V32H173L175 27L172 28L173 29L172 32H171V28H169L170 29V33L168 34V36L171 35V38H172L171 40H173V41L169 42L170 40L167 39L168 40L167 44H169V46L166 45V42H164V44H165L164 45L163 43L162 44L160 43V40H159V42L157 41L158 39H161V38H159V36L161 37V35H163V33H164V29L163 28L165 26L163 24L166 23ZM225 21H227V22H225ZM232 21H233V23H232ZM151 22H154V23L152 24ZM218 22H221V23L225 22V24L224 23H223L224 25L218 24ZM168 23H166V25H168ZM171 23H169V24L172 25ZM184 23H186V24H184ZM27 24L28 23H26V26H27ZM228 24L226 26H228ZM19 25H20V21L19 20H15L14 22H12V26L8 29L7 36L5 38V41H6L5 46H6L7 43H9L11 45V49H13V50H21L22 49L21 46H24V44H25L24 43V39H25L24 38L25 37L24 34L26 33V30H25L26 26H25L24 30H20L19 29ZM145 25H147L146 26L147 29H145L146 28ZM151 25H154L156 27V28H153V30L154 29L156 30L157 28H160L159 29V31L161 30L160 33L159 32L157 33L158 29L156 31L154 30V32H156V36L158 35V37H154L155 36L154 35L153 36L154 38H152V35L154 34V32L152 34L151 33L152 30L151 31L149 30V29H151V27H150ZM162 25H163V27L161 28L160 26H162ZM170 25L168 27H171ZM201 25L203 26L204 23H201ZM219 25L223 26V27L220 28ZM241 26L243 27V30L241 29L242 28ZM140 27L142 29L144 27V29H143L144 32L146 30H149V31H147L145 33L149 32V34H151V35L148 36V34H147V37L145 39L143 38L145 36H143V35L139 36V34H138L139 31L137 30V28H140ZM148 27H150V28H148ZM168 27H167V30H166L167 33L169 32L168 31ZM199 27H197V28H199ZM204 27H206V26L201 27V29L203 30ZM228 27H226V28H228ZM239 27H241V28H239ZM262 27H264V25ZM262 27H260L259 29H261ZM86 28L88 30L87 31L88 34H86L87 32H85ZM141 28H140V30H141ZM257 28H258V26H257ZM43 29H40V31H42ZM221 29H222V32H220ZM162 30H163V32H162ZM127 31H128V33L131 34V37L134 36L132 38V40H131L132 43L130 42L131 46H133V47H131L130 44H127L131 48V50L134 49V50L140 52V49L146 48L147 43H149V44L151 43L152 45H150V46L154 47V48L156 47L158 49V51L155 52L154 50L156 48L155 49L152 48V50L155 53L150 51L148 54L151 53V55H149L151 57H149V58L146 55L143 56V54L141 55V54H138L139 52L138 53L136 52L137 56L135 55V53H134V55L136 57H138V55H141V57H143L142 60L139 57L138 58L140 60L139 59H135V57L134 56H130L131 55L130 54L129 55L130 57L129 56L128 57H123V58H121V61H119L117 59L119 62H117V64H115L113 62V64H115V65L110 66L111 61H114L115 59L112 60L111 59L112 57H108L110 59L106 60V57H107L106 54H109L110 51L115 49V47H113L114 46L112 44L113 42L111 43L112 45L108 46V40L110 42L111 37H113V36L117 37L121 33H124V32L126 34ZM174 31H177V30L175 29ZM228 31H229V29H228ZM159 34H161V35H159ZM195 34H197V35H195ZM137 35H138V38H137ZM234 35H233V37H234ZM47 36H48V34H47ZM228 36H230V35H228ZM259 36H262V37H259ZM179 37L181 38V35ZM220 37H222V36H220ZM233 37L231 35V38H233ZM134 38H136V40ZM156 38H157V40L155 41ZM231 38L228 37L227 39L231 40ZM174 39H175V42H174ZM176 39H177V41H176ZM133 40H135L136 43L135 42L133 43ZM213 40L215 42L212 43ZM154 42L156 44H158V45L159 44H161V45L157 46V45L154 44ZM249 42L253 43L252 47L255 46V49H253V48L251 49L250 48L251 50H253V52L250 51L251 52L250 55H249L250 52L246 53V51L248 50V48H246V46L249 44ZM105 43H107L106 44L107 46L105 45ZM49 46H50V48H49ZM162 46L165 47V49L167 48V50H165V52H164V49H163ZM225 46L223 48H225ZM42 47L43 46H40L39 48L43 49L44 47L43 48ZM205 47L203 46V48H205ZM239 47L243 48L244 50H242V51L240 50L239 51L238 50ZM112 48H114V49H112ZM159 48H162V50H160ZM190 48H191V46L189 47L188 50H190ZM235 48L239 52L237 50H235ZM107 49L109 51H106ZM181 49H184V52ZM215 49H216V47H215ZM228 49H227V51H228V53H230L229 51H232V49L231 50H228ZM146 50H148V49H146ZM191 50H194V49H191ZM217 50L218 49H216V52H217ZM257 50L259 51L261 49H259V47H258ZM262 50H264V48ZM194 51L198 53V49H197V51L196 50H194ZM227 51L222 53L223 51L221 52L220 50H218L219 54H221V53L222 54H227V56L230 58V60H232L234 58L233 54L230 55V54L227 53ZM88 52H91V54L89 55ZM195 52L191 51V53H193L194 55H195ZM261 52H263V54H264V51H261ZM87 53H88V55H87ZM120 53H121V51H120ZM120 53H119V55H120ZM122 53H124V51ZM131 53H132V51H131ZM184 53L186 55L183 56ZM258 53H259L258 55L260 57V55H262V54H260V52H258ZM112 54H111V56H112ZM155 54H157V57L155 56ZM219 54L218 55H214L213 54V56L214 57H218ZM105 55H106V57L104 58ZM119 55L115 54L116 57L119 56ZM222 56H224V55H222ZM232 56H233V58H231ZM145 57H146V59H145ZM186 57H188V58L186 59ZM214 57H212L213 60H214ZM262 57H263V60H264V56H262ZM147 58L150 59V61H147ZM155 58H157V59H155ZM226 58L227 57H225L223 59H226ZM247 58H250V59H248L249 61H245ZM191 59H192V56H191ZM218 59L220 60L219 57H218ZM257 59H260V58H257ZM230 60H228V61H230ZM108 61H110V63ZM138 61H141V62H139L140 63L139 65L136 64V63H138ZM216 61L217 60H215L214 63H216ZM234 61H235V59H234ZM238 61L239 60H237V62ZM60 62L62 63L61 60H60ZM115 62H116V60H115ZM150 62H151L152 65H149ZM241 62L239 64L242 67L243 63H241ZM250 62L245 64V65H247V66L248 65L249 66L255 65V64H253V62H252V65H251ZM153 63H155V64L153 65ZM184 63H185V65H184ZM254 63H257V62L254 61ZM216 65H215V68H216ZM218 65H220V62H219ZM225 65H224V67L222 66V69H223V71L226 72ZM195 66H197V65H195ZM195 66L191 65L190 69H192V67L194 68ZM210 66H211V64H210ZM239 66L237 65V67L235 66L234 68L233 67L231 68V69H236L235 71L232 70L233 73H232L231 78H230L231 80L233 79L234 76L235 77L239 76L237 74H236L237 76L235 75L237 69L240 71V67ZM247 66L243 65V67H247ZM131 67L135 68L134 69V72H135L134 74H135L136 79H134V77L132 76L131 69H133V68H131ZM215 68H213V69H215ZM226 68H228V71H230V69H229L230 67H226ZM196 69H198V68L196 67ZM59 70H61V68ZM136 70H137V72H136ZM193 70H195V68L192 69V73H193ZM210 70H212V69H210ZM244 70H246V69H244ZM138 71H139V75L140 76L139 75L136 76ZM197 71H199V69ZM262 71H264V70H262ZM129 72L131 73V75L129 77H133V81L137 80V86H139V89L143 90L142 88H144V91H146V89H147V91L145 93H149V96L147 94H146L147 97L146 96H139V97H137L138 99L136 98L133 101L134 103L131 100L132 103L128 107L127 106L128 104H126L125 101H127V99H129V98L126 99L125 97L127 95L126 93H128L130 91L129 87L132 84V83L130 84L132 79L128 78V76H127ZM132 72H133V70H132ZM190 72H191V70H190ZM214 72H216V71H214ZM217 72H220V71H217ZM241 72H243V71L242 70L240 71V75L243 74V73L241 74ZM226 73L228 74V72H226ZM189 74H191V73H189ZM217 74H215V75H217ZM220 74H221V72H220ZM205 75H206V73H205ZM208 75H210L209 74V70H208ZM207 76H204L205 77L204 80L206 79ZM224 76L227 78L226 80H229V76L230 75L227 77L226 74H225ZM213 77L215 78L216 76H214V74H213ZM218 77L222 78V76H220V75ZM243 77H244V75H243ZM246 77H247V75L245 74V78ZM198 78H200V77H197L196 80H198ZM240 78H242V77H240ZM208 80H211V77ZM215 80H214V82H216ZM231 80H229V81L232 82V83L233 82L235 83V86H233V87L238 86V84L236 83V81L238 80L237 78L234 79L235 81L234 80L231 81ZM193 81H195V80H193ZM193 81L191 82V84H193V87H196L195 84L198 83V82L196 81V83H195ZM238 81H240V80H238ZM217 82H219V81H217ZM226 82L224 81L225 84H227ZM208 83H209V81L207 82V84ZM224 83L221 82L220 84L224 85ZM129 84H130V86H129ZM201 84H202V82H201ZM208 85H210V84H208ZM212 85H213V82H212ZM212 85H210V86H212ZM206 86L207 85H205V87ZM215 86H216V84L213 86V88L216 89ZM227 86H229V85L227 84ZM227 86H225V89L226 88L228 89L230 87V86L229 87H227ZM127 87H128L127 90H129V91L126 90ZM199 87L200 86L198 85V89H199ZM254 87L252 88L253 90L255 89ZM71 89H76V91L71 90ZM205 89H207V87ZM221 89L224 90V87L223 88L221 87ZM231 89H232V87H231ZM237 89H236L237 92H239V89H242V88L238 87ZM90 90L92 91V94H91ZM209 90L210 91L212 90L213 92H216V91H214V89H210L209 88ZM223 90H221V91H223ZM233 90H235V89H233ZM205 91H207V90H204L203 92H205ZM203 92L201 93V91H200L199 93L203 94ZM193 93H195V91ZM199 93L197 92V94H199ZM227 93L223 92L224 95H228L229 96V93L228 94ZM195 94H194V96H198V95H195ZM216 94H218V91L216 92ZM158 95H161V96L158 97ZM206 95H210V94H206ZM221 95H219V99H220ZM190 96L192 97L193 94H190ZM202 96H204V95H202ZM233 96L234 95H232V97ZM239 96H241V95H239ZM144 97H146V98H144ZM201 97L198 96L197 98H199L201 100ZM211 97L212 96L210 95V98ZM213 97H214V95H213ZM226 98H227L226 96L224 98L222 97V99H223L222 102H224L225 101L224 99H226ZM204 99L202 101H204ZM216 99H217V97H216ZM230 99H231V97L228 99V102L230 101ZM135 101H136V103H135ZM193 102H191V103L195 104V107H197L196 108L197 110H195L193 108L195 110V112H197L198 115H201V117L203 116V114H204V116L207 115L206 118H208V114L210 112L209 110L213 106L214 107L218 106V104L220 103L219 102L217 104V103H214V101H211L210 104L213 102L212 103V107L209 108L211 106L210 104H207L208 106L209 105L210 106L206 107L207 105H205V104L201 105L202 103H204V102H202L200 104L201 108L198 109L200 107V105L196 106L198 103L196 102L197 103L196 104L195 102L194 103ZM254 103L255 102H253V104ZM215 104H217V105H215ZM221 104L224 106L225 103L224 104L221 103ZM246 104L244 103L245 106H246ZM183 105H184V108H183ZM230 105H232V103H230ZM248 105L249 104H247V106ZM235 106L233 108H235ZM254 106L256 107V103H255ZM225 107L226 106L223 107L224 110L226 109ZM227 107H228V105H227ZM237 107H239L238 104H237ZM127 108H130L129 111H128ZM191 108L187 107L188 112H186V113L187 114L189 113L187 116H186V114L185 115L183 114L187 118V120L189 122L188 121H187L188 123L183 122V126L182 127H184V129L182 128V130L184 132L182 134H184L185 131H188V129H190V128H188L187 130H185V127L193 126L191 124L194 123L193 122L194 118L197 115V114L196 115L194 114V116H195L194 118H193V116H191L193 114V113L190 114V110H192ZM221 108H222V106H221ZM187 109H186V111H187ZM216 109H218V108L216 107ZM216 109H215V112L218 111V110L216 111ZM194 110H192V111H194ZM228 110H230V109L228 108ZM228 110L226 109V113H227ZM231 110H232V108H231ZM168 111H169V114L167 113ZM236 111H237V109H236ZM215 112H214V117L216 118ZM219 112H221V111H219ZM223 112L224 111H222V113ZM189 115L191 116L190 119H188ZM217 115L219 116V118H218L219 121L218 122H217V119L212 117L213 114H212V116H210V119H209L210 121L209 122L211 123V121H212V123H213L214 120L217 122V123L214 122L216 125H213V126H214V128L218 127V130H220L219 132L222 133V134L219 133L220 139H219V136L217 138L219 139V141L220 140L224 141V144H225L226 143L225 140L226 139L228 140V137H229V135H227V134H229V131H230L228 128H231V133H233V131H234L233 128H235V127H233L234 126L232 124L233 122L232 121H228L227 120L228 118L225 117L226 120L228 122H230V126L227 127L229 125V123L226 120H224V119L222 120L221 119L222 118L221 115H219V114H217ZM228 115L229 114H225V116H227V117H228ZM235 115H236V113H235ZM222 116L224 118L223 114H222ZM231 116H229L230 119L232 118ZM185 117H183V118H185ZM197 117L196 118L199 119V120L196 119L197 121H195L196 123H194V124H196V127H199L200 125H202V127H204V131H206L205 129H207L206 128L207 126H203L204 119L201 118V120H200L199 116H197ZM211 117L214 120H211ZM190 121H192L191 124H190ZM206 121H208V120H205V122ZM210 123H209V125H210ZM225 123H228V125L225 124ZM188 124H189V126H188ZM231 124L233 125L232 127H231ZM204 125H206V124H204ZM209 125H208V127H209ZM179 128H177V129H179ZM193 128L191 130L195 131V127H193ZM68 129H69V132L67 133L66 131ZM209 129L210 128H208V131H209ZM182 130H181V132H182ZM223 130H224V132H223ZM211 131H212V128H211ZM211 131H209V132H211ZM117 132H119V133L121 132V133L124 134V135H122L124 141L123 142H119L121 145H123V147H121V148H124V149L122 151H119V152H118V149L116 150L117 151L116 152L112 148L111 143H113V142L110 141V143H109V140L115 141L119 137V135L116 134ZM196 132H197V130H196ZM213 133H214V136H213V134H211L212 135L211 137L215 138V131H213ZM224 133H225V135H223ZM91 134H93V135H91ZM176 134H177V136L180 135L179 137H181V136L182 137H181L180 140L178 138L179 141L178 140H174V139L173 140L176 141V142L178 141L179 143H180V141H182V144L185 145L186 143H184L185 141L183 142L182 138L185 137L187 132H186L185 135H181L180 131H179V134L177 132H176ZM189 134H190V132H189ZM221 135H223L224 138ZM193 136H194V134H193ZM197 136L199 137L200 135L197 134ZM200 137H202V136H200ZM209 137H208V139H210ZM225 137H227V138L225 139ZM21 139H24V140L20 142ZM168 139L169 140L171 139L170 142L173 145L170 142H167ZM72 140H73V142H72ZM205 140L203 142L206 144ZM199 141H200V144H199ZM213 141H214L213 138L211 139V141L208 140L210 145H214L215 144V143H213ZM68 142L70 143L71 148L67 147L68 145L66 146V144H69ZM208 142H207V147H208ZM71 143L73 145H71ZM115 143H116V145H115ZM115 143H114V146H116V147L120 145L117 141H115ZM219 143H221V142H219ZM205 144H204V146H206ZM217 144H215V145H217ZM229 144H230V142H229ZM84 145H86V146H84ZM88 145H90V146H88ZM94 145H96L97 148L95 146V149H93ZM215 145H214V148H217L218 146H215ZM91 146H93V147H91ZM201 146L200 147L202 148V150L203 149H205V150L207 149V148H203L204 147L203 145H201ZM222 146L224 147V149L227 150L225 153H229L230 152L231 148L228 145L227 146L229 147V151H228V147L226 145L222 144ZM76 148H75V150H76ZM117 148H119V147H117ZM121 148H120V150H121ZM211 148H213V147L211 146ZM89 149H90L91 152L89 151ZM92 149H93V151H92ZM208 149H210V146L208 147ZM94 150H96L97 153ZM59 152H60V155H59ZM75 152H77V150ZM81 152L82 151H80V152L78 151L77 152L79 154V156H80V154H82ZM56 153L59 156H61V157L58 158L59 156L55 155ZM119 153H121L122 156L120 157L119 155H117L119 157L115 158L114 155L119 154ZM1 156H3V154H1ZM79 156L77 155V156H75V158L79 157ZM190 156L192 157L190 159H192L191 161L193 162L191 164H190L191 161L189 159ZM81 158H82V160H81ZM88 159H89V161H88ZM170 159H172L174 161V163H171L173 161L171 160V162H170L169 161ZM96 160H94V161L96 162ZM76 161H78V159ZM76 161H75V164H76ZM81 162H79V163L82 164ZM17 163H18L19 167L16 168ZM77 164H78V162H77ZM80 164H78V165H80ZM189 165H191V166H189ZM54 166H55V168L57 167V165H55V164H54ZM99 166H100V168H99ZM194 166H196V165H194ZM88 167L90 168V170H89ZM195 168L196 167H194L193 170H195ZM13 169H15V170H13ZM156 169L158 170V168H156ZM171 169H172V171H171ZM173 169H176L178 172L176 171L177 173L175 172L176 173L175 174L173 172L175 170H173ZM76 171H77V169H76ZM181 172H179V175L181 174ZM82 173H81L80 176L83 175ZM102 173H104V174H102ZM191 173H193V172H191ZM184 174H181L180 176L179 175L178 176L181 178L182 175H183V177L185 176ZM186 175H190V174H186ZM158 177H159V175H158ZM164 177H165V175H164ZM134 178H135V180H133ZM184 178H187V177H184ZM140 180H139V182H141ZM152 181H154V180L152 179ZM144 182L143 183L141 182L142 184H144V186L141 184L143 187L141 188V186H140V189H138V187L136 188V190L134 189V187H133V189L131 188L130 192H129V196L131 197V199L134 198V199H138L139 201L141 199H144L143 206H144L145 209H148L149 201L146 200L147 199L146 195H148L147 191H149L150 189L148 187L149 185L147 184V186H146ZM172 184L176 185L174 183H172ZM151 187H152V184H151ZM153 188H155V186ZM153 191H154V189H153ZM168 191H169V189H168ZM20 192H21V196H23L22 194L26 193V192H24V190H23L24 193H22V189H21ZM220 192L223 193V191H221V190H220ZM135 193H138L139 195L135 196ZM221 193H219V194H221ZM19 195H20V193H19ZM165 195H172V193H171V191H169V193H165ZM221 195H223V194H221ZM133 196H135V197H133ZM4 197H6V195H4ZM162 197L164 198V196H162ZM168 197L173 199V196H168ZM169 201L171 202L172 200H169ZM129 203H130V201H129ZM6 212H8V211H6ZM168 213H169V215H167L165 217V220L167 219V220L170 221L169 222V226H168V228H165L164 230H162L161 234L159 236L158 235H152V234L147 235V236H145V235L142 236L141 235L142 237H145V240H143V242H141L143 244H133L135 242H132L133 240L130 241V239L132 238L131 235L133 234V232L128 233L129 234L128 237L126 239H124L125 241L126 240L129 241L128 244L131 245V247L134 248V246H137V247H135V248H137V251H139L138 249H141V251L139 252L140 255H142V253H143V256H145V258L147 259V261L144 260V262H146L144 264H242V263H239V262L235 261L234 258L231 256V253L233 252L232 251L233 247L229 243H227V244H213L211 241L205 243L206 239L210 235L209 232L206 234L205 230L201 231L202 229L199 230V231H195V232L194 231H190L189 232L187 230L181 231L179 229V227H174V223L175 222H176V224H178L177 221L180 222V221H182V219L185 220L184 216H188V214H190V212H189V210L187 208L182 209V210L180 209L178 212L176 210V212H168ZM23 215H25V214H23ZM26 215H28V213ZM128 215L130 216V221L132 222L131 223L132 226H139V225H142V224L149 225L153 221V216L146 215L144 213H128ZM182 217H184V218H182ZM131 218H133L134 220H131ZM0 226L3 228V224L0 225ZM6 226H8V224ZM89 226H88L89 232H92V231H90V227ZM91 226H93V225H91ZM4 227H5V225H4ZM5 228H7V227H5ZM85 228H87V226ZM85 228H83L84 231H86ZM79 229H81V228H79ZM3 230L7 231L4 228H3ZM4 231H3V233H1L2 230L0 231V233H1L0 234V247L2 245V247L0 248V256L3 253L2 256L0 257V264H60V262L56 263V260H55V262L53 260L48 261L47 259H44V257L40 258V256H37L36 258H33L31 260H28L27 258H26L27 260L26 259L23 260V258H21L22 259V261H21L20 258H19L21 255L23 256V254H25L26 251H30L31 252V250H34L36 248V244H34V243L37 242V241H34V243H33V240H36V239H33L31 234L30 235H29V233L27 234L28 231H26L24 233L21 232V235L22 234L23 235L26 234L27 237L29 236L30 238L27 239L25 237L26 235H24V236L22 235L23 238L21 236V238H19V239H22L24 242H22V245H21L22 248H19L21 246H19V245L17 246L16 243H14V240L16 238H15V236L12 235L13 232H10V233H9V231H8V233L5 232V234H9V235H7V237H8L7 238L4 235ZM87 232H88V230H87ZM80 233H81V230H80ZM87 234L89 235V233H87ZM87 234L85 236L91 238V239L87 238V240H89V241H87V244H89L91 241H93V239H92L93 237L92 236H94V237L97 236V233H95V235L90 233L89 236H87ZM98 234L100 236V233H98ZM81 235H82L81 237H83V231H82ZM24 237H25L26 241L28 240V242H26L24 240ZM114 237L118 238L116 235H112V238H114ZM107 238L108 237H106V235L103 236V234H102L99 238L95 237L94 238L95 241L93 242L94 244L91 242L89 244L90 246L87 245L85 242H83V243L86 246L90 247V248H91V245H96V248L94 247L95 249H93V247H92V250L97 251L96 250L98 248L97 243L99 242V240L100 239L101 240H105ZM19 239H17V240H19ZM17 240H15V241L17 242ZM83 240H86V239L84 237H83V239L80 238V241H81L82 245H83V243H82ZM97 240H98V242H97ZM101 240H100V242H101ZM25 242H26V244H25ZM100 242H99V246H100ZM103 243H104V241H103ZM3 244H6V245L3 246ZM18 244H19V242H18ZM117 245L118 246L115 247L116 249L122 244H117ZM129 245H128V247H129ZM83 247H84V245H83ZM99 248H102V246L99 247ZM115 248L113 250H115ZM120 249H123V247L118 248L117 251H119ZM123 250H125V248ZM101 251H103V250L100 249V252ZM30 252H27V254L28 253L30 254ZM86 252H87V250H86ZM88 252H90V251L88 250ZM98 252H99V249H98ZM178 252H180V254ZM236 252H237V250H236ZM7 253H9L11 255H9ZM94 253H96V252H94ZM94 253H92V254H90V256L89 255L88 256L91 257V255H93ZM4 254H5V256H4ZM27 254H25V255H27ZM31 254H32V252H31ZM95 255L100 257L99 254L98 255L95 254ZM13 256H16V257L14 258ZM4 257H7L8 259H5ZM98 257H97V259H98ZM92 258H93V256H92ZM93 259H95V258H93ZM92 261L93 260L90 261L91 264H92ZM95 263H96V261H95ZM255 263L256 262L253 261L252 264H255ZM102 264H105V262H103Z\"/></svg>","mask_w":264,"mask_h":264},{"label":"clouds","instance_id":"obj_3","mask_svg":"<svg viewBox=\"0 0 264 264\" xmlns=\"http://www.w3.org/2000/svg\"><path fill=\"white\" fill-rule=\"evenodd\" d=\"M257 264H264V253H261L260 256L258 257Z\"/></svg>","mask_w":264,"mask_h":264}]
</instances>
